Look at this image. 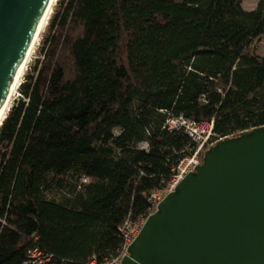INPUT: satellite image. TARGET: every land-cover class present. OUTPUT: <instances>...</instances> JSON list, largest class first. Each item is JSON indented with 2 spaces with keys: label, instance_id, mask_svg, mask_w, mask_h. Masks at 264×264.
I'll return each instance as SVG.
<instances>
[{
  "label": "trees",
  "instance_id": "16d2710c",
  "mask_svg": "<svg viewBox=\"0 0 264 264\" xmlns=\"http://www.w3.org/2000/svg\"><path fill=\"white\" fill-rule=\"evenodd\" d=\"M243 2L60 1L0 124V264L117 255L196 146L170 116L218 138L264 126V0Z\"/></svg>",
  "mask_w": 264,
  "mask_h": 264
},
{
  "label": "water",
  "instance_id": "95a60500",
  "mask_svg": "<svg viewBox=\"0 0 264 264\" xmlns=\"http://www.w3.org/2000/svg\"><path fill=\"white\" fill-rule=\"evenodd\" d=\"M49 2L0 0V110ZM203 155L148 216L122 264H264V126Z\"/></svg>",
  "mask_w": 264,
  "mask_h": 264
},
{
  "label": "built area",
  "instance_id": "2783aa9c",
  "mask_svg": "<svg viewBox=\"0 0 264 264\" xmlns=\"http://www.w3.org/2000/svg\"><path fill=\"white\" fill-rule=\"evenodd\" d=\"M166 127L170 131L183 130L195 142L196 146L193 151L185 156L178 165L173 169L172 176L166 186L160 190L154 191L150 195L151 210L146 215L137 220L129 219L122 227L123 244L119 253L104 261H99L96 257L90 259L88 264H122L125 255L128 254V247L133 243L148 216L158 209V204L171 192L190 171H195L198 164H202V155L207 149L227 137H216L214 132V121H196L188 119L183 115L170 116L166 121ZM147 147V144L143 145ZM22 264H58L51 255L44 254L38 248L29 252L28 258Z\"/></svg>",
  "mask_w": 264,
  "mask_h": 264
},
{
  "label": "rangeland",
  "instance_id": "374dc122",
  "mask_svg": "<svg viewBox=\"0 0 264 264\" xmlns=\"http://www.w3.org/2000/svg\"><path fill=\"white\" fill-rule=\"evenodd\" d=\"M60 1L61 0H58L55 7L53 8V11L50 13V18L52 16V14L56 11V7L59 6L60 4ZM249 1L247 2V5H248ZM50 18L47 20V23L42 31V34L41 36L39 37L38 39V42L33 50V52L31 53L28 61H27V64L25 66V69H24V72H23V75H22V78H21V81L18 85V89H17V92L14 94V96L12 97L11 99V102H10V105H9V108L8 110L10 109V107L12 106V104L18 100L20 97H21V93H20V85L25 82L26 80H29V77H31L35 71H36V67H37V64H38V61L42 58L43 56V47H44V40H45V37L46 35L48 34L49 32V20ZM258 47V52L260 55H264V39L257 45ZM7 110V112H8ZM6 112V114H7ZM5 114V116H6Z\"/></svg>",
  "mask_w": 264,
  "mask_h": 264
},
{
  "label": "bare ground",
  "instance_id": "6f19581e",
  "mask_svg": "<svg viewBox=\"0 0 264 264\" xmlns=\"http://www.w3.org/2000/svg\"><path fill=\"white\" fill-rule=\"evenodd\" d=\"M58 0H50L47 8H46V11L39 23V26H38V29L36 31V36L34 38V41H33V44L31 45L30 49L28 50L27 54H26V57L24 59V61L21 63L18 71H17V74H16V77L14 79V81L12 82V85L10 87V91H9V94H8V97L4 103V105L2 106L1 110H0V124L3 120V118L5 117V114L9 108V105H10V102H11V99L12 97L14 96V94L17 92V89H18V85L21 81V78H22V75H23V72H24V69H25V66L27 64V61L31 55V53L33 52L37 42H38V39L39 37L41 36L42 34V31L47 23V20L50 18V13L53 11V8L55 7L56 3H57Z\"/></svg>",
  "mask_w": 264,
  "mask_h": 264
},
{
  "label": "crops",
  "instance_id": "0c3cea01",
  "mask_svg": "<svg viewBox=\"0 0 264 264\" xmlns=\"http://www.w3.org/2000/svg\"><path fill=\"white\" fill-rule=\"evenodd\" d=\"M249 1L248 5L247 2ZM259 0H244L243 6L247 10H253L257 7Z\"/></svg>",
  "mask_w": 264,
  "mask_h": 264
}]
</instances>
